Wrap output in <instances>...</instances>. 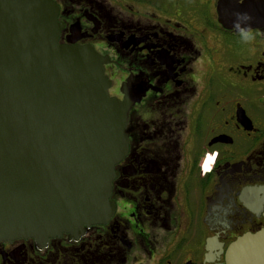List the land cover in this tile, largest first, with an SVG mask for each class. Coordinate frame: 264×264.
<instances>
[{
	"label": "flooded vegetation",
	"instance_id": "1",
	"mask_svg": "<svg viewBox=\"0 0 264 264\" xmlns=\"http://www.w3.org/2000/svg\"><path fill=\"white\" fill-rule=\"evenodd\" d=\"M52 1L58 43L105 59L127 148L104 220L0 239V264H227L264 228V23L223 26L220 0Z\"/></svg>",
	"mask_w": 264,
	"mask_h": 264
},
{
	"label": "water",
	"instance_id": "2",
	"mask_svg": "<svg viewBox=\"0 0 264 264\" xmlns=\"http://www.w3.org/2000/svg\"><path fill=\"white\" fill-rule=\"evenodd\" d=\"M225 27L264 23L259 0H220ZM52 0H0V239H45L112 210L128 105L108 93L105 59L58 43ZM227 264H264V228L235 240Z\"/></svg>",
	"mask_w": 264,
	"mask_h": 264
}]
</instances>
